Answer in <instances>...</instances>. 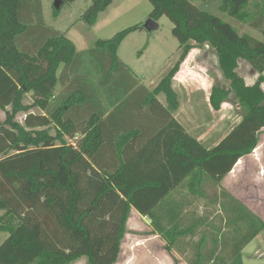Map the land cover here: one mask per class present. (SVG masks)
Wrapping results in <instances>:
<instances>
[{
	"label": "trees",
	"instance_id": "16d2710c",
	"mask_svg": "<svg viewBox=\"0 0 264 264\" xmlns=\"http://www.w3.org/2000/svg\"><path fill=\"white\" fill-rule=\"evenodd\" d=\"M148 1L149 18H168L181 49L177 64L152 92L118 57L124 39L141 26L98 40L83 53L55 31L35 46L24 0H0V110L6 116L0 123V233L8 234L0 264H72L82 258L87 264H116L133 209L151 221L173 254L182 240L201 232L204 221L186 224L182 204L170 203L175 194L185 188L195 199L204 198L206 183L220 185L257 149L264 130V43L188 0ZM112 3L92 0L82 21L94 27ZM249 3L223 0L220 11L260 28L264 10L252 13ZM207 46L230 87H212L211 108L219 112L233 94L242 110L240 123L213 148L174 116L180 103L173 82L180 66L193 50ZM241 60L260 75L255 85L239 76ZM28 95L32 103L25 105ZM20 113L26 116L23 125L16 122ZM230 197L229 221L237 228L233 246L223 249L207 227L190 264H229L264 231V222Z\"/></svg>",
	"mask_w": 264,
	"mask_h": 264
},
{
	"label": "rangeland",
	"instance_id": "374dc122",
	"mask_svg": "<svg viewBox=\"0 0 264 264\" xmlns=\"http://www.w3.org/2000/svg\"><path fill=\"white\" fill-rule=\"evenodd\" d=\"M38 1L39 3L37 0H24L23 16L32 32V43L35 46L40 44L50 31L60 32L74 43L79 53L92 48L98 40H108L123 30L143 25L153 9L148 0H114L107 11L99 16L96 25L88 27L82 21V16L92 0L64 3L59 10V16L54 15L56 0ZM188 1L202 11L221 18L240 35H250L264 43L262 34L264 25L253 28L252 22L241 23L221 12L223 0ZM248 8L251 12H256L257 9L264 10V1L250 0ZM159 25L160 28L150 35L138 31L130 34L124 39L118 52L131 74L133 72L142 83L150 85L153 90L157 89L164 76L174 68L181 53L179 42L172 35L173 24L168 18L163 17ZM238 74L248 86L255 85L260 78L251 65L243 60L239 62ZM217 83L230 90L229 83L219 69L217 54L208 46L190 53L181 64L173 82L180 103L174 116L187 132L207 148L218 145L242 118L241 107L233 94L219 112L211 108L209 96L212 87ZM261 87L264 91V82ZM161 97L163 98L162 95ZM23 103L30 105L31 95L26 96ZM32 112L41 114L38 109H33ZM25 117L23 113L18 114L16 122L23 124ZM55 134V129L52 128L51 135ZM65 141L69 143L68 139ZM203 191L204 198L195 199L184 188L175 194L176 200L183 206L186 224L190 225L198 219L204 220L201 232L209 227L211 235L220 237V244L226 245L228 242L225 247L223 245V249L227 250L233 246V235L237 229L236 225L230 224L229 221L232 201L230 196L264 219V130L257 149L243 158L238 168H235L220 185L208 182ZM153 229L149 219L133 211L127 223V233L122 241L121 254L116 264H190L201 232L198 231L194 236L182 240L174 253L170 254L166 249V241L155 234ZM7 238L8 234L0 233V246ZM252 241L230 264H264V233L259 239ZM210 248L213 246L210 245ZM72 264H87V258Z\"/></svg>",
	"mask_w": 264,
	"mask_h": 264
},
{
	"label": "crops",
	"instance_id": "0c3cea01",
	"mask_svg": "<svg viewBox=\"0 0 264 264\" xmlns=\"http://www.w3.org/2000/svg\"><path fill=\"white\" fill-rule=\"evenodd\" d=\"M114 1V0H113ZM252 12H254V11H252ZM149 16H150V14H149ZM150 19V18H149ZM161 20V19H160ZM159 24H160V21L158 22ZM140 26H142V25H140ZM138 32H145V33H147L145 30H141V31H138ZM148 35H150L149 33H147ZM97 42V41H96ZM96 44V43H95ZM95 44L93 45V47L95 46ZM92 47V48H93ZM91 49V48H90ZM88 51V50H87ZM86 52V51H85ZM118 52H119V50H118ZM79 53V52H78ZM83 53V52H82ZM118 57H119V59L123 62V60L120 58V56H119V54H118ZM124 63V62H123ZM125 64V63H124ZM126 65V64H125ZM127 66V65H126ZM128 67V66H127ZM132 74L134 75V77L139 81V83H140V85H142V86H144L148 91H150V92H152V91H154L151 87H150V85L148 86V85H145L144 83H142L141 81H140V79L132 72ZM166 76V75H165ZM164 76V77H165ZM162 81V80H161ZM160 81V82H161ZM57 90L60 92L61 91V86L60 87H58L57 88ZM159 98V101L161 102V103H163L165 106H166V100H165V97L163 96V98L161 97V96H159L158 97ZM164 99V100H163ZM103 101V103L105 104V102H104V100H102ZM0 113H1V116H0V123H3L4 121H5V118H6V116H5V114H4V112L3 111H0ZM176 118V117H175ZM178 120V119H177ZM23 124H24V122H23ZM23 124H21V125H23ZM175 199V201H173V202H170L171 204H173V205H180L181 203L178 201V200H176L177 198H176V196L174 197ZM133 211L135 212V213H137V214H139L138 212H136L134 209H133ZM132 211V212H133ZM131 212V213H132ZM253 212V211H252ZM258 218H260L263 222H264V219L263 218H261L258 214H256L255 212H253ZM140 215V214H139ZM141 216V215H140ZM142 217V216H141ZM143 218H145V219H148V218H146V217H143ZM264 233V231L262 232V233H260L255 239H253V241L254 240H257V239H259L261 236H262V234ZM252 241V242H253ZM250 244V243H249ZM249 244H247L242 250H241V252L239 253V255L240 254H242L243 253V251H244V249L245 248H247L248 246H249ZM174 253V252H173ZM238 255V256H239ZM238 256H236L234 259H236ZM233 259V260H234ZM232 260V261H233ZM231 261V262H232ZM231 262H229V264L231 263Z\"/></svg>",
	"mask_w": 264,
	"mask_h": 264
},
{
	"label": "water",
	"instance_id": "95a60500",
	"mask_svg": "<svg viewBox=\"0 0 264 264\" xmlns=\"http://www.w3.org/2000/svg\"><path fill=\"white\" fill-rule=\"evenodd\" d=\"M63 4H64V0H56L55 6H54L55 10L59 11ZM141 28L145 30L147 33L151 34L157 31L160 28V25L158 22L150 18L141 26Z\"/></svg>",
	"mask_w": 264,
	"mask_h": 264
}]
</instances>
